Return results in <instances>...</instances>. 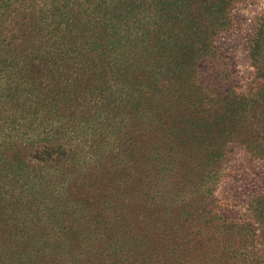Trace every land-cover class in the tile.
<instances>
[{
    "label": "trees",
    "instance_id": "16d2710c",
    "mask_svg": "<svg viewBox=\"0 0 264 264\" xmlns=\"http://www.w3.org/2000/svg\"><path fill=\"white\" fill-rule=\"evenodd\" d=\"M238 1L0 0V264L256 254L213 191L231 146L264 162V12L246 89L220 97L198 72L226 63L214 42Z\"/></svg>",
    "mask_w": 264,
    "mask_h": 264
},
{
    "label": "rangeland",
    "instance_id": "374dc122",
    "mask_svg": "<svg viewBox=\"0 0 264 264\" xmlns=\"http://www.w3.org/2000/svg\"><path fill=\"white\" fill-rule=\"evenodd\" d=\"M262 12L264 0H239L231 10L229 28L219 34L214 42L218 54L225 57L226 63H211L198 71L201 84L204 86L209 82V86H212L215 82L220 97L225 96L228 86L237 88L236 90L246 89L251 79L254 80V73H258L255 67L250 66L246 54L248 47L252 46L251 39ZM262 45L259 55L261 62L258 64L263 69L259 79L264 80V43ZM228 152L227 162L221 171L222 176L213 191L215 211L217 213L224 210L230 216L240 218L245 223L250 222L252 227H256L255 236H247L245 243L254 246L257 252L252 256H241L239 264L242 261L246 264L250 259L264 261V233H260L264 229V223L261 226L254 222L249 211L254 204L264 208V162L250 157L238 146H231ZM216 238L221 242L225 235L216 233ZM229 239L232 237L229 236ZM222 260L225 259L222 257ZM231 261L228 264H232Z\"/></svg>",
    "mask_w": 264,
    "mask_h": 264
}]
</instances>
